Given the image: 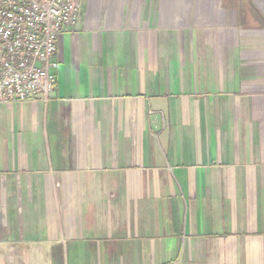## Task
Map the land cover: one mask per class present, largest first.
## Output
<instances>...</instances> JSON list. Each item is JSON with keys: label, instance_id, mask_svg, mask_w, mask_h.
Masks as SVG:
<instances>
[{"label": "crops", "instance_id": "obj_1", "mask_svg": "<svg viewBox=\"0 0 264 264\" xmlns=\"http://www.w3.org/2000/svg\"><path fill=\"white\" fill-rule=\"evenodd\" d=\"M56 44L0 103V264H264V0H84Z\"/></svg>", "mask_w": 264, "mask_h": 264}, {"label": "built area", "instance_id": "obj_2", "mask_svg": "<svg viewBox=\"0 0 264 264\" xmlns=\"http://www.w3.org/2000/svg\"><path fill=\"white\" fill-rule=\"evenodd\" d=\"M84 0H0V103L48 102L57 40L79 24Z\"/></svg>", "mask_w": 264, "mask_h": 264}]
</instances>
